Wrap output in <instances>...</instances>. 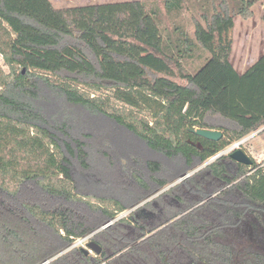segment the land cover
<instances>
[{
  "label": "trees",
  "instance_id": "trees-1",
  "mask_svg": "<svg viewBox=\"0 0 264 264\" xmlns=\"http://www.w3.org/2000/svg\"><path fill=\"white\" fill-rule=\"evenodd\" d=\"M189 1L203 23L164 37L159 10L140 0H0V175L26 165L13 189L0 183V264H264V166L252 159L220 156L116 220L122 192L140 202L264 126V54L242 73L229 61L233 19L261 0H164V11ZM196 50L208 56L187 72ZM86 147L105 155L104 171ZM168 163L178 169L167 178ZM94 232L99 254L53 259Z\"/></svg>",
  "mask_w": 264,
  "mask_h": 264
},
{
  "label": "rangeland",
  "instance_id": "rangeland-1",
  "mask_svg": "<svg viewBox=\"0 0 264 264\" xmlns=\"http://www.w3.org/2000/svg\"><path fill=\"white\" fill-rule=\"evenodd\" d=\"M50 1L54 5V7L63 8V7H69V6H82V5H87V4H101V3H107V2H121V1H128V0H50ZM140 1H142L145 4L147 9H158L159 10L158 22H159V26H160V29L164 37H167L168 34H172V30L175 27H180L187 33V35L192 37L193 31H194L193 19H196L200 21L201 23H203V21L201 20L203 10H201L200 7L197 4H195L193 1L186 2L183 5V8L181 9V11H179L178 13L171 14V15L166 14L164 11V7H163L164 0H140ZM214 4H215L214 7H216L217 2ZM251 11H252V16L249 17L248 19H242L240 17H235L233 19V28L230 32L232 46H231V54L229 57V61L232 64V66L235 68V70L238 72L245 71L262 54H264V0L258 1L251 8ZM207 56L208 55L205 52L201 50H196L193 58L183 61L184 69L187 72H194L202 64L203 60ZM0 67L2 68L3 71L7 72V68L3 64V60L1 56H0ZM107 94H108L107 91H101L100 93V95L102 96L107 95ZM113 105L121 110H124L125 112L129 111L137 117H141L142 115V117H146L150 121L149 115L147 113L140 115V113H138L137 111L131 110L130 108L124 105H121L119 103H113ZM219 123L215 122L213 124L217 125ZM237 143H240L238 147L250 159L255 161V163H257L260 167L264 166V126H262L257 131L249 134L242 140L232 143L229 147L223 150L220 153V155L227 156L230 153L229 148L234 146ZM137 144H139L138 145L139 150L145 155L147 159L162 161V159H159V157L153 155L149 150H147L146 147L142 143H137ZM86 152L88 153L87 164L91 165L93 170H95L96 172L104 171L105 165L103 161H106L104 159L105 155H103L101 152H96L95 150H92L91 148H88V147H86ZM214 160L215 159H210L206 163L196 164L193 170L188 171L186 175L190 176V175H193L203 170V168H205L206 165L210 164ZM34 164H35L34 162H31V165H34ZM167 165L168 166H166L167 170L164 174V177L168 178L173 170L178 169V167H175V165H178V164L168 163ZM25 166H26L25 163L21 162L19 166L17 167V170L14 171V175H11V173L5 176L0 175V183L3 182V184L6 187H8L9 189H13L15 186V183L19 181L20 170L24 169ZM148 177H149V174L145 172L144 174V180L146 181L145 183H147V185L149 186H152ZM184 177L179 178V179L177 178L176 180L169 183L167 187L156 191L155 193H153L152 195H150L149 197L145 198L144 200L140 202L138 200L139 198L136 199V195L134 193L130 191L122 192L121 198L123 199V203L127 207V209L124 212L119 213L116 217V220L128 216L131 212L142 207L145 203L153 201L169 187H173L181 183V181L185 179ZM87 200L93 204L96 203L94 199H92V197L87 198ZM205 201L207 200H204L202 203H204ZM110 224H112V222L107 223L100 229H103ZM248 230L249 229L246 228L243 231V234L238 235L239 241L236 242L237 247L241 248V247L248 246L249 243L248 241H246V237H247L246 233L249 232ZM95 233L96 232L89 234L83 238L75 240L72 246L60 252L58 255L53 257V259L62 254H65L67 251H69L73 247H80L82 250L86 249L87 243L90 242V238ZM83 239H85V241H83ZM88 254L94 255L93 252H89Z\"/></svg>",
  "mask_w": 264,
  "mask_h": 264
},
{
  "label": "water",
  "instance_id": "water-1",
  "mask_svg": "<svg viewBox=\"0 0 264 264\" xmlns=\"http://www.w3.org/2000/svg\"><path fill=\"white\" fill-rule=\"evenodd\" d=\"M196 136L201 137L203 139L209 140V141H218L222 138V133L216 130H204V129H196L191 130ZM238 145L240 143H237ZM221 155H217L213 157L212 159H216L220 157ZM229 158L236 163L249 166L252 164V160L239 148L236 147L232 152L228 154ZM189 177V175H186L184 178ZM83 251L88 254L89 252H93L95 254L100 253V248L92 241L88 242L86 245V249H83ZM48 262H45L44 264H47Z\"/></svg>",
  "mask_w": 264,
  "mask_h": 264
},
{
  "label": "built area",
  "instance_id": "built-area-1",
  "mask_svg": "<svg viewBox=\"0 0 264 264\" xmlns=\"http://www.w3.org/2000/svg\"><path fill=\"white\" fill-rule=\"evenodd\" d=\"M236 147H238V144H235L234 146L230 147L229 152H232ZM85 239H83V241H85Z\"/></svg>",
  "mask_w": 264,
  "mask_h": 264
},
{
  "label": "crops",
  "instance_id": "crops-1",
  "mask_svg": "<svg viewBox=\"0 0 264 264\" xmlns=\"http://www.w3.org/2000/svg\"><path fill=\"white\" fill-rule=\"evenodd\" d=\"M238 72V71H237ZM239 73H242V72H239Z\"/></svg>",
  "mask_w": 264,
  "mask_h": 264
}]
</instances>
